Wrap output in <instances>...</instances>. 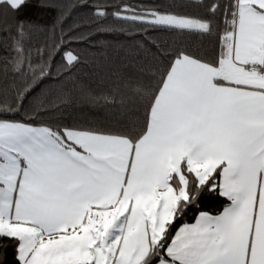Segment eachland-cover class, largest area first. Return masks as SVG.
Instances as JSON below:
<instances>
[{
  "label": "snow or ice",
  "instance_id": "snow-or-ice-1",
  "mask_svg": "<svg viewBox=\"0 0 264 264\" xmlns=\"http://www.w3.org/2000/svg\"><path fill=\"white\" fill-rule=\"evenodd\" d=\"M32 3L0 0V96L12 94L0 99V249L9 241L17 264H264V0H60L50 30L64 36L35 55L31 37L47 29L19 17ZM78 9L96 39L130 22L174 40L152 45L154 88L87 94L112 109L109 123H45L37 108L70 96L40 100L43 86L83 63L60 42L77 34L64 24ZM204 192L230 203L173 235Z\"/></svg>",
  "mask_w": 264,
  "mask_h": 264
},
{
  "label": "trees",
  "instance_id": "trees-1",
  "mask_svg": "<svg viewBox=\"0 0 264 264\" xmlns=\"http://www.w3.org/2000/svg\"><path fill=\"white\" fill-rule=\"evenodd\" d=\"M112 2L121 3L122 0H112ZM123 2L132 7L152 8L167 5L173 0H123ZM47 3L49 7H40L38 0H33L32 5L19 14V17L25 21L38 23L47 29L33 33L30 49L33 55H35L36 45H40L41 48L48 45L50 48L56 39L64 36L59 26L56 27L55 34L50 30L57 21L60 0H47ZM90 17L89 9H78L64 24L65 31L78 29V32L71 37L72 43H69L67 39L60 42L69 44L72 50L79 52L83 57V63L68 80L57 83L55 79H51L43 86V92L38 94L40 100L54 99L62 94L70 96V101L62 107H49L47 111L44 108H37V111L43 113L39 119L45 123L61 122L83 127L107 124L112 118V109L102 103H89L87 94L116 95L123 90V85L129 80L150 88H154L159 82L163 64L160 63L161 58L154 57L156 48L152 45L155 44L162 50L168 48L170 51L173 36L125 22L122 26L116 24L114 34L96 39V30L87 27L93 23ZM15 20L16 17L12 15L7 17L10 28L14 27ZM88 37L94 38L88 39ZM11 95L9 92L7 95L0 96V99L11 104ZM40 100H37V96L34 95L29 98V104L33 102L39 104ZM20 115L24 119L29 118L27 113ZM228 204V201L218 192L202 193L198 205L188 211L175 225L173 235L183 225L194 224L200 211L218 215ZM3 243L8 244V247L0 249V264H17L14 247L7 240Z\"/></svg>",
  "mask_w": 264,
  "mask_h": 264
},
{
  "label": "crops",
  "instance_id": "crops-1",
  "mask_svg": "<svg viewBox=\"0 0 264 264\" xmlns=\"http://www.w3.org/2000/svg\"><path fill=\"white\" fill-rule=\"evenodd\" d=\"M227 201H228V199L226 198V197H224ZM228 203H230L229 201H228ZM210 214V213H209ZM221 214V213H220ZM220 214H218V215H220ZM210 215H213V216H217V215H214V214H210ZM199 216V215H198ZM198 218V217H197ZM196 222V221H195ZM184 226V225H183Z\"/></svg>",
  "mask_w": 264,
  "mask_h": 264
}]
</instances>
